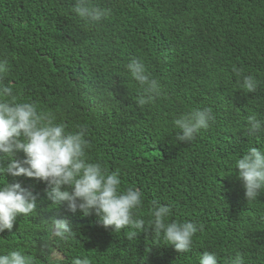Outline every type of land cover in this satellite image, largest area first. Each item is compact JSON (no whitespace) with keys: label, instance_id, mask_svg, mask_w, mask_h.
<instances>
[{"label":"trees","instance_id":"obj_1","mask_svg":"<svg viewBox=\"0 0 264 264\" xmlns=\"http://www.w3.org/2000/svg\"><path fill=\"white\" fill-rule=\"evenodd\" d=\"M94 3L111 14L89 26L72 11L75 0H0V59L8 62L0 83L68 131L85 130L86 158L118 172L120 191L143 193L134 215L145 230L113 232L78 211L68 213L72 235L58 239L51 219L59 206L46 200L47 183L0 175V185L19 182L40 201L0 233V254L19 250L34 264H199L210 251L218 264L237 254L264 264V193L248 203L235 169L249 147L264 150V135L247 131L248 115L264 116V0ZM133 58L161 85L160 97L143 106L126 68ZM245 75L258 81L255 92L242 87ZM197 108H211L214 122L191 142L177 141L173 120ZM153 200L170 207L169 222L203 225L189 252L152 232Z\"/></svg>","mask_w":264,"mask_h":264},{"label":"clouds","instance_id":"obj_2","mask_svg":"<svg viewBox=\"0 0 264 264\" xmlns=\"http://www.w3.org/2000/svg\"><path fill=\"white\" fill-rule=\"evenodd\" d=\"M72 11L89 26L99 24L111 14V9L99 6L94 0H75ZM126 68L142 89L138 106L160 97V83L151 77L141 60L131 59ZM7 71V60L0 59V74ZM242 87L249 93L255 92L258 81L252 75H245ZM55 120L53 114L39 112L34 103L16 102L11 84L0 83V175L26 176L47 183L46 200L59 206L51 219L53 234L58 239L66 240L72 235L68 213L75 215L78 211L84 216L95 214L100 224L113 232L129 226L144 231L145 221L134 215V210L143 203L141 190L129 187L120 191L118 172L109 173L99 162L86 158L85 130L70 132ZM214 120L211 108L181 113L173 120L176 140L191 142ZM247 131L250 136L264 135V116L248 115ZM18 152L24 154V159L16 158ZM235 169L239 170L237 179L243 184L248 203L256 201L264 193V150L249 147L235 161ZM39 202L37 195L19 182L0 185V233L11 232L18 217L34 213ZM62 205L65 212L60 211ZM151 214L150 229L157 237L162 235L177 253L189 252L194 235L203 231V225L191 221L169 222L171 209L158 200L151 202ZM136 234L132 232L133 236ZM0 264H34V261L19 250H11L0 254ZM72 264H90V261L75 258ZM199 264H218L216 253L204 251ZM231 264H244L243 257L237 254Z\"/></svg>","mask_w":264,"mask_h":264}]
</instances>
